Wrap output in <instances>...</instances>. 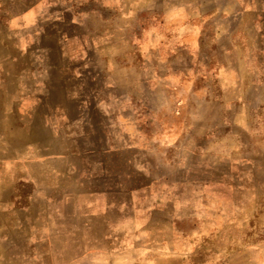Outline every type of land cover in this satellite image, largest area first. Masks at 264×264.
Masks as SVG:
<instances>
[{
  "label": "crops",
  "instance_id": "obj_1",
  "mask_svg": "<svg viewBox=\"0 0 264 264\" xmlns=\"http://www.w3.org/2000/svg\"><path fill=\"white\" fill-rule=\"evenodd\" d=\"M200 1L30 0L37 30L56 40L49 51L68 54L48 61L60 77L48 74L45 91L77 100L64 109L80 116L83 164L109 157L161 182L173 163L192 226H252L262 209L263 64L230 58L219 71L203 57L199 14L184 5ZM235 17L228 27L243 24Z\"/></svg>",
  "mask_w": 264,
  "mask_h": 264
},
{
  "label": "rangeland",
  "instance_id": "obj_2",
  "mask_svg": "<svg viewBox=\"0 0 264 264\" xmlns=\"http://www.w3.org/2000/svg\"><path fill=\"white\" fill-rule=\"evenodd\" d=\"M18 1L0 0V264H264V139L261 220L192 226L173 163L161 182L109 157L82 163L80 116L64 109L77 100L45 91L48 74L60 77L48 61L68 54L49 51L56 40L37 30L30 0ZM184 5L199 14L203 57L219 71L230 58L262 60L264 83V0ZM230 15L243 24L228 27Z\"/></svg>",
  "mask_w": 264,
  "mask_h": 264
}]
</instances>
